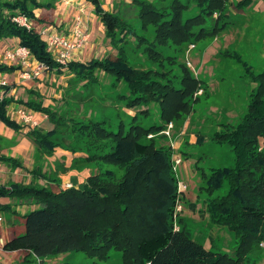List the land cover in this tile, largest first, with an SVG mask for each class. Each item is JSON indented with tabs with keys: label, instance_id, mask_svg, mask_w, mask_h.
<instances>
[{
	"label": "trees",
	"instance_id": "16d2710c",
	"mask_svg": "<svg viewBox=\"0 0 264 264\" xmlns=\"http://www.w3.org/2000/svg\"><path fill=\"white\" fill-rule=\"evenodd\" d=\"M104 25L106 38L117 50L114 59L92 58L89 62L71 60L65 65L75 74L97 80L96 70L123 80L128 88L129 107L157 103L163 120L179 121L192 111L191 99L203 89L202 81L195 77L190 67L177 57L164 56L158 46L196 44L200 40L213 39L227 29V22L212 24L211 15L218 12L221 22L228 12L229 0H173L167 7H159L150 0H133L139 6L142 29L138 30L120 14V10L104 8L103 0H87ZM195 1L200 11L194 16L183 17L185 10ZM57 0H0V41L19 38L40 62L52 70L64 66L48 50L47 43L36 28L28 29L12 17L19 13L29 19L37 18L35 9L55 8ZM253 0H238L236 7L242 9ZM228 14V13H227ZM36 26H38L36 24ZM149 30L153 39L148 36ZM135 37L138 46H144L147 57L157 62L161 69L130 64L127 44ZM230 54V53H226ZM239 60L240 57L238 56ZM175 59V60H174ZM178 63V83L164 69V62ZM178 61V62H177ZM141 66V67H140ZM248 71L257 82L251 91L246 112L236 125L216 130L211 138L228 144L235 153L233 166L213 168L210 174L203 172L205 189L209 194L229 186L225 194L209 197L206 209L210 222L221 225L234 233L235 245L230 252L205 247L192 238L187 228L175 227V210L178 202V178L172 168V150L145 142L146 135L154 128L136 124L125 131H110L101 122L74 119L71 137L61 131V121L51 106L43 103L42 96L33 88H27L28 99L9 95L11 85L0 84V120L6 126L20 131L26 124L11 117L12 102L44 113L55 125L52 130L33 126L28 134L34 140L42 157L52 156L62 140H78L88 148L111 146L96 155L87 154L86 161L117 165L123 170L99 168L78 186L74 184L59 191L39 179L55 182L58 179L43 164H35L32 181L0 183V197L18 198L40 204L25 213V232L4 243L8 251L24 250V259L16 264L32 261V256L56 257L72 250H82L87 255L107 259L111 249L122 253V264H258L264 259V69ZM21 65L0 61V73H13ZM34 97H37L36 100ZM34 98V99H33ZM63 128V127H62ZM63 135L59 138L57 135ZM196 143L204 141L197 136ZM84 139V141H83ZM75 152V149H73ZM45 153L49 155H45ZM0 162L12 168L24 167L17 157L0 153ZM9 203L0 208H8Z\"/></svg>",
	"mask_w": 264,
	"mask_h": 264
},
{
	"label": "rangeland",
	"instance_id": "374dc122",
	"mask_svg": "<svg viewBox=\"0 0 264 264\" xmlns=\"http://www.w3.org/2000/svg\"><path fill=\"white\" fill-rule=\"evenodd\" d=\"M150 1L159 7H167L173 0ZM103 2L106 9L120 10V14L126 21L136 29L143 30L139 19L140 8L133 0H103ZM237 2L238 0H229L228 12L222 22L218 12L211 15L210 25L224 21L228 24L227 29L219 36L200 40L196 44H185L182 47L171 44L157 48L160 54L166 57H177L179 62L186 63L193 75L203 83V89H199L194 94L195 98L199 97L198 100L193 102V98L191 99V113L179 121L167 122L163 120L157 103L129 107L126 98L129 91L125 82L109 75L104 70H96L97 80L83 78L70 71L65 65L60 71L49 69L47 66L42 73L36 74L35 69L41 63L32 53L25 59L5 61L4 53L20 46L18 40L14 44L12 41L0 43V61L19 64L21 67L25 65L24 74L19 76L24 82L20 84L16 92L10 91L11 94L20 98L23 96V99L26 100L29 97L28 93L19 88L30 85L37 88L36 91L42 96L44 105L51 106L56 112L61 121L60 125L63 127L60 129L65 132V136L71 137V131L76 125L74 119L78 120V123L81 121L101 122L105 128L114 132H118L121 126L125 131H128L135 123L146 128L159 127L149 132L144 141L153 142L156 146H164L172 150V168L178 178L179 193L174 216L175 227L187 228L190 236L205 247L223 252L232 251L235 245L234 233L224 226L210 222L206 200L209 197L225 194L229 183L225 181L222 188L209 194L205 189H202L205 186L203 172L208 175L213 168L233 166L235 153L228 144L218 143L211 136L216 130L224 129L227 125H236L246 112L251 91L257 85L247 67H250L254 73L264 69V0H253L250 6L242 9L236 7ZM190 5L191 7L183 13L184 18L194 16L200 11L195 1H192ZM93 16V14L90 15V18ZM31 20L37 25L42 24H38L36 19ZM93 22L94 20L90 19L87 24L82 13L74 18L72 27L79 25L81 30L89 36V40L84 43L82 48L73 52L72 60L89 62L92 58L114 59L116 57L117 50L112 48L110 40L106 36L102 41L100 40L99 47L90 45L92 39L90 27L93 29L95 27ZM153 31L149 30L147 33L151 39H153ZM70 37L74 38V33ZM143 48L144 46L137 45L135 37H130L127 44L130 64L141 65L142 68L161 69L157 62L153 61L151 57H147ZM164 64V69L171 71L170 76L174 78L177 75L180 76L178 63L171 64L169 60H166ZM3 80L6 81L0 77V84L9 83V80L6 82ZM178 80L179 77L173 81L178 83ZM34 98L38 100L37 97ZM20 106L26 107L18 102H12L9 106L11 117L19 122L21 120L16 116V110ZM29 110L36 123L34 125L26 123V129L30 130L36 125L45 130L55 128L47 115L32 109ZM200 134L204 135V141L196 143L197 136ZM57 136L61 138L63 135L58 134ZM12 143L11 139L0 137V153L5 152L2 151V148L6 147L7 155H11ZM110 146L111 142L108 141L104 148H88L82 142L72 138L71 141L62 140V144L56 147L52 155H73L71 164L66 170L75 168L78 171L89 169L91 172H96L101 167L116 170L121 176L123 170L117 165L97 161L87 162L85 159L87 154L99 155L107 151ZM37 155H40L39 150ZM45 155L49 154L45 153ZM21 160H24V157H21ZM37 161L39 163V160ZM0 164L4 165L0 171V183L5 184L17 180L14 168L5 162H0ZM18 168L21 169V167ZM25 175L26 170H22L19 172L18 179ZM73 178L78 180V174ZM44 180L46 181V179ZM67 183L70 181L66 182V188ZM11 199H14V202L11 201L7 209H1L3 221L0 222V231L1 229L3 231L0 232V238L3 237L4 242L3 249L0 251V264H16L24 259L26 251L9 252L4 249V243L7 241L5 239L23 234L26 229L25 213L40 205L32 202L22 204L21 201L17 202L18 198ZM20 229L24 230L20 231ZM32 259L26 264H122V253L111 249L107 259H100L89 256L82 250H72L56 257L32 256Z\"/></svg>",
	"mask_w": 264,
	"mask_h": 264
},
{
	"label": "crops",
	"instance_id": "0c3cea01",
	"mask_svg": "<svg viewBox=\"0 0 264 264\" xmlns=\"http://www.w3.org/2000/svg\"><path fill=\"white\" fill-rule=\"evenodd\" d=\"M104 6V5H103ZM105 8V7H104ZM106 9V8H105ZM111 10V9H110ZM94 6L88 2L87 0H57L55 8H50L46 10L45 8H37L35 9V14L37 18H41V22H43L41 25H51L53 26V29L59 33H63L66 35L71 36L73 33V27L72 23L74 22V18L76 15L81 14L83 15L84 19H86V22L88 24V21L90 19L94 20L93 24H95L94 29L90 27L91 29V42L90 45H98L100 46V40L104 39V25L94 12ZM94 15L92 18H90V15ZM88 18H90L88 20ZM46 21V22H45ZM48 21V22H47ZM89 26V25H88ZM16 40L19 41V38H6L4 40H1L0 43H5V41H12L14 44ZM8 46V45H7ZM25 71V65H22L21 69L13 72V73H0V77L9 80V83H6L7 85H11V92L18 90V87L20 86L22 81L20 79V75L24 74ZM26 73V72H25ZM3 80V82H6ZM27 88H33L37 90V88L30 85L29 87H20L19 89L26 90ZM9 92V95H15L11 94ZM26 92V91H25ZM20 98V97H19ZM21 98H24L21 96ZM29 129H22L20 131H15L13 128L6 126L1 120H0V137H5L7 140L11 139L13 143V148L11 150V156L17 157L21 159V157H24L23 163L24 167H21V169L16 168L13 170L16 172V179L14 181L17 182H23V183H29L32 181V169L34 168L35 164L37 163V160L41 161V164H43V171H47V173L52 174V176H55L60 181L55 182H47L44 179H39V183H48L49 187H51L53 190L59 191L62 188H66L65 184L67 181H70V183L74 184L75 186H78L80 183L84 182L85 179L91 174V171L89 169H84L81 171L73 169L66 170L67 167L70 166L71 160L73 158V155H52V156H46L42 157L38 154V148L32 139V137L28 134ZM15 140V141H14ZM11 148V147H10ZM2 151H5L3 153H8V149L6 147L2 148ZM20 154V155H18ZM4 165L0 164V171L3 169ZM77 167V165H76ZM6 168H9L6 166ZM10 170V169H9ZM22 170H26V175L22 177L21 179H18L19 172ZM78 174L79 179L74 180V176ZM1 182V181H0ZM59 184V186H58ZM13 201L14 199H11L9 197H0V206L7 204ZM21 201L23 204L29 203V201H24L18 199L17 202ZM24 229H20L22 231ZM3 229H1L0 232H2ZM7 231V230H6ZM3 239V237H2ZM10 238H6L5 240H9ZM9 252H17V251H9ZM264 263V259L262 260Z\"/></svg>",
	"mask_w": 264,
	"mask_h": 264
},
{
	"label": "built area",
	"instance_id": "2783aa9c",
	"mask_svg": "<svg viewBox=\"0 0 264 264\" xmlns=\"http://www.w3.org/2000/svg\"><path fill=\"white\" fill-rule=\"evenodd\" d=\"M13 20L17 21L20 25L26 26L28 29L36 28L41 35V37L47 43L48 49L52 52L56 61L62 65H66L70 60H72L73 52L82 48L84 43L89 40V36L82 31L79 25L73 27L74 38L69 35L59 33L53 29L51 25H38L29 19L25 14L19 13L12 17ZM82 26V25H81ZM31 54L30 50L23 46H17L13 50H8L4 53L5 61H14L17 59H25ZM46 65L41 63L35 69L36 74L42 73L46 69ZM30 76L29 73H26ZM16 116L20 118L22 122L34 125L36 121L33 119V115L30 110L26 107L20 106L16 110ZM72 186V183H67V187ZM3 221V216L0 208V222ZM178 229V228H176ZM1 239V238H0ZM3 239L0 241V251L3 249ZM264 246V242L262 243ZM41 264V263H40ZM258 264H264L262 262Z\"/></svg>",
	"mask_w": 264,
	"mask_h": 264
}]
</instances>
